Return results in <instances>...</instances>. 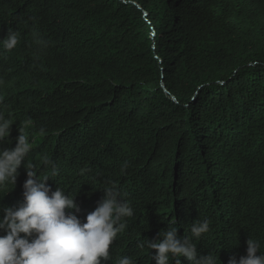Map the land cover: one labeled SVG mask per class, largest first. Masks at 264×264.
<instances>
[{"label":"trees","instance_id":"trees-1","mask_svg":"<svg viewBox=\"0 0 264 264\" xmlns=\"http://www.w3.org/2000/svg\"><path fill=\"white\" fill-rule=\"evenodd\" d=\"M9 29L19 43L0 45L12 123L0 148L28 117L35 147L0 191V218L24 202V165L43 178L47 156L59 170L47 186L76 195L81 222L109 182L133 208L100 264H156L139 245L173 219L217 264L245 256L250 238L264 254V0H0V40ZM204 219L209 232L192 237Z\"/></svg>","mask_w":264,"mask_h":264},{"label":"clouds","instance_id":"clouds-1","mask_svg":"<svg viewBox=\"0 0 264 264\" xmlns=\"http://www.w3.org/2000/svg\"><path fill=\"white\" fill-rule=\"evenodd\" d=\"M37 36L34 33V38ZM18 43L19 34L11 29L0 40V45L6 51L13 50ZM37 43L46 46L44 41L37 40ZM3 83L0 80V85ZM11 125L0 109V144L8 138ZM32 126L31 117L20 122L15 147L0 148V191H5L9 184L15 185L18 169L35 147L34 141L30 143L29 135L25 132ZM44 131V128L40 129L41 134ZM43 164L49 169L43 178H40L35 166L24 165L27 171V179L23 184L24 202L19 207L3 209L0 230L6 234L0 235V264H100L101 259H111L110 246L118 233L125 229V218L133 216V208L124 194L115 183H106L104 198L94 211L87 214L86 222H81L75 214L79 211L75 203L76 195H66L60 187L52 191L46 184L50 177L59 174L56 163L45 156ZM127 167L125 161L122 171ZM174 223V219L170 220L167 230L159 233L162 240L146 239L139 245L155 250L151 258L156 264H169L170 258L175 260V264H182L181 257L190 261V264H217V256L211 253L198 256L197 247L188 236L178 237ZM209 229L208 219L196 220L190 227L191 236L199 239ZM246 243V255L238 260L232 256L228 264H264V254L257 255L260 253V242L250 238ZM118 264L134 262L131 257L122 256Z\"/></svg>","mask_w":264,"mask_h":264}]
</instances>
